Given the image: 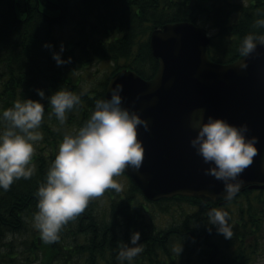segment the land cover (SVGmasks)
<instances>
[{"label": "trees", "instance_id": "trees-1", "mask_svg": "<svg viewBox=\"0 0 264 264\" xmlns=\"http://www.w3.org/2000/svg\"><path fill=\"white\" fill-rule=\"evenodd\" d=\"M260 12H264V0H0V110L22 97L42 100L45 105L40 125L43 139L32 154L35 173L15 179L7 190L0 189V264H29L37 258L39 264H120L118 241H128L131 229L140 231L144 244L132 264H192L185 260L190 256L195 264L194 255L200 264H248L260 248L264 191H246L235 216L227 209L233 235L226 238L215 226L208 230V210L199 198L148 201L124 171L121 174L127 182L119 191L108 188L99 195L106 214L97 215L99 201L92 198L62 228L59 240L46 243L40 234L31 233L23 241L21 235L29 230L36 210L35 191L56 154L57 138L88 118L95 99L104 97L117 71L131 69L145 79L155 74L158 60L149 46L152 29L181 21L206 27L213 31L209 58L228 63L242 55L239 44L246 33L264 32L253 26ZM46 41L51 48L43 46ZM61 42V55L71 60L57 64L52 51H58ZM101 62H107L110 72L95 88L84 89L79 73ZM58 87L81 93L80 104L68 110L64 125L45 99ZM38 88L45 97L38 95ZM172 200L186 202L195 211L179 224L157 228L147 215V204Z\"/></svg>", "mask_w": 264, "mask_h": 264}, {"label": "clouds", "instance_id": "clouds-1", "mask_svg": "<svg viewBox=\"0 0 264 264\" xmlns=\"http://www.w3.org/2000/svg\"><path fill=\"white\" fill-rule=\"evenodd\" d=\"M254 28L264 29V12L258 13ZM264 45V32L250 31L240 41L239 49L244 56L254 53L257 45ZM51 48V42H44ZM58 51H52L57 64L71 60ZM247 62L241 61L240 67ZM123 85L117 82L110 89V96L98 97L90 115L75 130L62 132L57 151L51 160L44 179L39 183L35 196L36 210L31 222L42 240L52 243L60 239L62 228L85 210L89 201L101 195L106 189L119 191L122 185L114 177L126 167L138 169L143 160L144 146L138 138V126L148 128L147 121L136 110L125 106L121 95ZM40 97H45L38 88ZM52 105L60 125L67 120L68 110L81 102V93L66 87H58L45 97ZM45 105L42 100L22 97L12 105L0 110V189L7 190L15 179L29 178L36 171L32 162L34 142L43 139L40 125ZM195 135L190 144L208 165L203 169L223 182L225 200H232L240 191L243 177L239 174L248 166L257 153V136L246 135L248 125L229 122L221 116L208 114L198 107L189 117ZM230 213L226 208L212 207L207 212V227L223 233L226 238L233 235L229 222ZM11 239V233L8 234ZM117 260L120 264H132L135 257L143 252L144 244L138 229L130 230L128 241H118ZM182 248L181 241L176 251Z\"/></svg>", "mask_w": 264, "mask_h": 264}, {"label": "water", "instance_id": "water-1", "mask_svg": "<svg viewBox=\"0 0 264 264\" xmlns=\"http://www.w3.org/2000/svg\"><path fill=\"white\" fill-rule=\"evenodd\" d=\"M209 43L204 27L188 21L165 23L149 35L151 54L158 60L154 76L144 79L123 68L107 83L104 96L120 82L122 103L148 123L137 131L144 146L142 163L124 172L149 201L174 196L224 199L223 182L203 171L208 165L189 142L195 135L189 117L198 107L204 108L205 118L212 114L246 123V135L258 137V151L239 175L241 188H264V45L219 63L209 58ZM242 60L246 67H240Z\"/></svg>", "mask_w": 264, "mask_h": 264}, {"label": "rangeland", "instance_id": "rangeland-1", "mask_svg": "<svg viewBox=\"0 0 264 264\" xmlns=\"http://www.w3.org/2000/svg\"><path fill=\"white\" fill-rule=\"evenodd\" d=\"M208 33L212 34L213 31L209 30ZM110 70L111 67L107 64V62H101L91 66L90 68L79 73V77L81 78V86L84 89L89 90L95 88L98 83L105 77V75L110 72ZM61 139L57 138L58 141H60ZM38 143L39 140L34 142V152L38 151ZM114 179L121 185H125V183L127 182L125 176L121 173L115 176ZM94 198L99 201L97 215L101 217L103 214H106L105 201L100 199L99 196ZM147 205V215L151 218L157 228H165L171 224H179L185 218L186 214L195 211V208L192 205L186 202L175 200L158 203H148ZM261 223L262 229L259 238L260 248L257 255L250 262H248V264H264V218L261 220ZM31 233L39 234L38 230L33 227L32 222L30 221L29 230L28 232L21 235V240L25 241L27 238L30 237ZM180 255H182L183 258L187 257L182 251ZM194 257L195 264H200L198 256L194 255ZM185 260H188V262H192V264H194V259L191 256L189 259ZM29 264H39V258L35 259ZM54 264H63V262L58 261ZM71 264H76V261H72Z\"/></svg>", "mask_w": 264, "mask_h": 264}, {"label": "flooded vegetation", "instance_id": "flooded-vegetation-1", "mask_svg": "<svg viewBox=\"0 0 264 264\" xmlns=\"http://www.w3.org/2000/svg\"><path fill=\"white\" fill-rule=\"evenodd\" d=\"M248 190H252L254 192H259V191H264V189H259V188H249L248 186H245L244 188L240 189V191L235 195V197L232 199V200H225L224 199V202L221 203V204H218V202L215 203V206L214 204L212 203V205L210 204V202L208 201H201L200 200V203L202 205H204L206 207V209L208 210L209 208H212V207H218V206H224V208H227V209H231L232 210V214L235 216V208L240 205V204H243L244 203V199H243V196L245 194L246 191Z\"/></svg>", "mask_w": 264, "mask_h": 264}]
</instances>
